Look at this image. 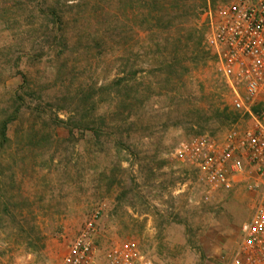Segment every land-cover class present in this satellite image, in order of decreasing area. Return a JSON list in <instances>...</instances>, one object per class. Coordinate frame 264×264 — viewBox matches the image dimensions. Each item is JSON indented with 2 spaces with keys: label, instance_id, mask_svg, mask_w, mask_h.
<instances>
[{
  "label": "rangeland",
  "instance_id": "1",
  "mask_svg": "<svg viewBox=\"0 0 264 264\" xmlns=\"http://www.w3.org/2000/svg\"><path fill=\"white\" fill-rule=\"evenodd\" d=\"M228 1L205 4L215 9ZM132 3L125 60L132 91L125 100L134 106L117 115L115 98L102 89L119 64L100 45L102 0H0V113L6 88L22 83L8 72L26 73L41 93L27 99L7 131L0 264H60L94 215L101 242L133 240L156 264H223L235 252L253 201L242 188L209 191L173 154L196 135L222 138L235 122L228 91L210 56L184 84L168 85L160 66L165 54L151 47L136 13L141 4ZM61 92L76 100H58ZM77 102L73 132L56 126V116L67 121ZM223 108L227 120L215 114Z\"/></svg>",
  "mask_w": 264,
  "mask_h": 264
},
{
  "label": "built area",
  "instance_id": "2",
  "mask_svg": "<svg viewBox=\"0 0 264 264\" xmlns=\"http://www.w3.org/2000/svg\"><path fill=\"white\" fill-rule=\"evenodd\" d=\"M205 45L229 94L235 122L222 138L196 135L174 156L191 164L209 191L242 188L253 201L231 259L223 264H264V0H229L203 10ZM94 215L60 264H156L137 242L100 241Z\"/></svg>",
  "mask_w": 264,
  "mask_h": 264
},
{
  "label": "trees",
  "instance_id": "3",
  "mask_svg": "<svg viewBox=\"0 0 264 264\" xmlns=\"http://www.w3.org/2000/svg\"><path fill=\"white\" fill-rule=\"evenodd\" d=\"M102 1L105 4L103 5V18L100 25V30L103 33L100 45L104 52L111 53V55L112 53L116 54L119 60L114 79L106 87L103 86L102 89L107 91L108 95H111L110 98H115L114 112L118 115L134 106V104L129 103L130 100L128 102L125 100V93L128 94L132 91L131 76L129 75V69L126 68L125 60L130 57L132 52L131 33L132 24L134 26V10L132 9V0ZM139 2L141 7L145 8H140V13L136 12L140 18L139 24L150 32L152 36L151 47L165 54V58L160 63L161 70L166 76L165 81L173 88L184 84L185 78L188 77L199 61H204L209 56L212 58L205 45L206 26L201 20L203 10L207 8L205 0H200V3L197 4H190L187 0H139ZM7 75L8 77L19 75L22 83L18 87L6 88V93L3 95L5 106L1 108L0 113V221H3V213H6L9 205V199L5 195L2 182L4 170L2 155L4 148L10 142L7 131L10 124L16 121L22 113L27 99L33 100L37 95L41 97V93H37V86L30 81L26 73L8 72ZM112 85H115V89L111 87ZM61 94L62 96L58 100L62 102L70 101L73 103V100H76V94H70L69 92H61ZM66 95H71L73 98ZM120 95L122 99L119 97ZM94 103L95 101L92 104ZM79 110L78 102L73 104V108L68 110L69 117L66 119L67 121L56 116V126L64 125L72 133L77 123L69 124V121H75L73 115L78 113ZM215 114L222 120H227L230 117L228 109L225 108L222 110L216 109ZM101 118L105 119L106 117L101 116ZM16 185L17 182L14 181L13 187L16 188ZM20 217L23 221L29 219L28 215ZM17 225L20 226L18 223ZM27 235L29 239L32 238L29 236L30 234ZM31 241L29 240L30 243Z\"/></svg>",
  "mask_w": 264,
  "mask_h": 264
}]
</instances>
